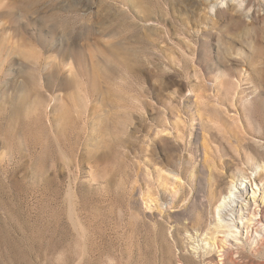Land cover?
Returning a JSON list of instances; mask_svg holds the SVG:
<instances>
[{"label":"rangeland","instance_id":"rangeland-1","mask_svg":"<svg viewBox=\"0 0 264 264\" xmlns=\"http://www.w3.org/2000/svg\"><path fill=\"white\" fill-rule=\"evenodd\" d=\"M227 134L263 143L264 0H0V264L222 263L212 231L264 264V231L198 189ZM218 171L261 203L263 161Z\"/></svg>","mask_w":264,"mask_h":264},{"label":"bare ground","instance_id":"bare-ground-1","mask_svg":"<svg viewBox=\"0 0 264 264\" xmlns=\"http://www.w3.org/2000/svg\"><path fill=\"white\" fill-rule=\"evenodd\" d=\"M258 138L263 143L259 145L257 144L255 145L254 143L250 141V139H245V138H241V139L235 138L234 139V136H231V134H227L223 136V138L221 139V143H223V149L225 147V153L230 154V158L222 159L223 158L222 153L220 154V156L212 155V153L208 155L207 148L203 147L205 158L200 164L201 169H199V171L197 170V177L201 178V176L204 175V173L207 175V178H206L207 180H206L205 185L204 186L199 185L198 187L199 191L202 192L205 198H207V203L211 204L212 200H214L217 193L222 195V193L225 192L226 193L225 197H226V200L228 201L227 203L230 205L229 212L235 216L239 214L240 215L239 218L241 220H243L244 218H247L246 221H242L241 223V227L246 230L247 240H249L252 237L253 232L257 233L260 231H264V195L261 198L262 200L260 204H257L256 200L253 201L254 208H252V205L248 203V201L246 200L247 196L244 195V189H239V193L236 194V196H234L236 198H234L233 197L234 190H232L231 188L226 189L223 187L224 185L223 176L221 172L218 171V167L228 172L232 169L235 162L239 161L240 158L243 159L244 157L248 160H255V161L260 160L264 162V137H261L259 135ZM228 139H232V140L234 139L237 143L241 144L239 145L240 147H239V152L237 153V155L232 154L228 149H226L227 147L225 145V142L230 144L229 142H227ZM217 160H219V163L217 162ZM172 173H173V176H172ZM180 177L187 181L181 169L177 173L170 172L168 174V178H170L171 180L173 179L175 180V178L180 179ZM171 190L172 191L171 192L169 191V194H171L172 197H174V199H176V196L179 193H180L179 197H182L183 194L185 193L184 186L181 185V183H175L173 189ZM176 200L177 202L174 203L175 207L178 206V203L180 202V198ZM207 203L199 202L197 204L198 212H196V214L186 213L184 215L183 217L184 223L183 222L182 223L185 225L186 229H190L191 227L189 228L188 225H191L193 230H196L197 232H199L200 235H203V232L206 229L205 217H206ZM188 206L189 204L184 205L183 211L187 210ZM229 212L225 214L230 215ZM166 218L168 219L170 217L166 216ZM173 223L175 224L174 231H173L175 244L179 246L181 250L183 251L184 248H186V246H184V243L182 242V239L179 236L181 232L180 227H179L180 222L175 221ZM236 224L238 228L239 226L238 224L240 223H236ZM159 226H162V225L159 223ZM219 233H224V232L223 231H212L210 233V235L212 236L211 237L212 245L215 246L217 252L219 253V258L221 257V261H222V263L217 262L216 264H238V259L239 260L243 259L244 253L242 252V250L240 251L237 248L233 250L232 245L228 241V238L225 235H222V236L219 235ZM263 237L260 239L261 241L263 240ZM258 244L260 243L258 242ZM262 244H264V242ZM178 261L181 264H198L192 256L184 255V254L179 256ZM204 261H207L206 264H210L212 262V258L211 257L206 258Z\"/></svg>","mask_w":264,"mask_h":264}]
</instances>
